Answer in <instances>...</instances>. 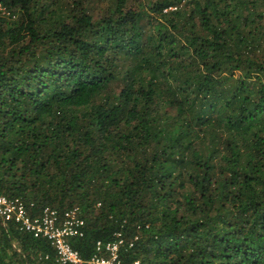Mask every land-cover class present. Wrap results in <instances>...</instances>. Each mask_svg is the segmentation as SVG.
I'll return each mask as SVG.
<instances>
[{
	"label": "trees",
	"instance_id": "1",
	"mask_svg": "<svg viewBox=\"0 0 264 264\" xmlns=\"http://www.w3.org/2000/svg\"><path fill=\"white\" fill-rule=\"evenodd\" d=\"M100 1L0 0V194L84 259L264 264V0ZM0 264L58 263L0 220Z\"/></svg>",
	"mask_w": 264,
	"mask_h": 264
},
{
	"label": "built area",
	"instance_id": "2",
	"mask_svg": "<svg viewBox=\"0 0 264 264\" xmlns=\"http://www.w3.org/2000/svg\"><path fill=\"white\" fill-rule=\"evenodd\" d=\"M0 220L34 238L47 240L54 248L58 264H121L119 250L123 239L119 234L112 241H97L95 253L87 259L72 247L70 239L82 237L85 229V219L77 205L62 210L49 205L35 207L33 202L20 197L0 194Z\"/></svg>",
	"mask_w": 264,
	"mask_h": 264
},
{
	"label": "rangeland",
	"instance_id": "3",
	"mask_svg": "<svg viewBox=\"0 0 264 264\" xmlns=\"http://www.w3.org/2000/svg\"><path fill=\"white\" fill-rule=\"evenodd\" d=\"M131 2V0H130ZM88 3V5H87ZM87 3L85 2L84 5H87L88 7L95 8V12H99L100 9L102 10L103 7L106 6V3L100 1V0H87Z\"/></svg>",
	"mask_w": 264,
	"mask_h": 264
}]
</instances>
